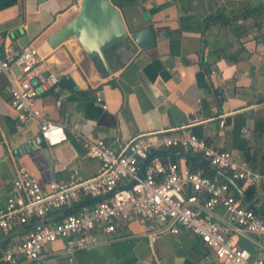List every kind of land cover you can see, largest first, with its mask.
<instances>
[{
  "label": "crops",
  "instance_id": "obj_1",
  "mask_svg": "<svg viewBox=\"0 0 264 264\" xmlns=\"http://www.w3.org/2000/svg\"><path fill=\"white\" fill-rule=\"evenodd\" d=\"M78 1L0 0V58L8 45H31L40 57L39 67L60 77L68 74L73 82H60L58 92L39 93L36 107L50 119L64 126L76 122L82 133L102 136L114 146L144 131L163 129L173 135L191 130L264 171V130L254 127L256 119L264 124V0H111L129 30L149 27L152 37L145 47L125 38L107 48L111 72L97 57H89L74 35L55 46L47 43L77 13ZM6 84L0 73V208L18 166L43 190L51 180H68L73 168L84 177L92 175L98 161L75 134L67 130V138L51 146L36 141L37 123L17 120ZM161 154L165 161L188 168L183 156ZM85 198L79 195L51 210L44 221H56L61 209ZM215 214L224 221L222 211ZM113 226V231H98V242L89 248L76 247L69 237L55 238L44 245L40 264H223L186 228L149 241L138 216L114 219ZM23 232V224H14L1 233L0 250L20 240ZM236 242L251 258L264 260V238L239 235Z\"/></svg>",
  "mask_w": 264,
  "mask_h": 264
},
{
  "label": "built area",
  "instance_id": "obj_2",
  "mask_svg": "<svg viewBox=\"0 0 264 264\" xmlns=\"http://www.w3.org/2000/svg\"><path fill=\"white\" fill-rule=\"evenodd\" d=\"M39 61L38 52L31 45L19 48L8 45L0 58V73L6 76L8 101L17 120L36 122L47 146L65 140L67 130L75 134L85 152L98 161V168L87 177L73 168L68 180H51L48 189L43 190L25 168L16 167L10 179L11 191L0 208V234L14 224L36 222L51 210L69 205L79 195L97 196L132 178L135 182L65 213L56 221L36 222L23 232L20 240L11 241L0 250V262L40 264L44 245L57 237H69L76 247L89 248L98 242V231L114 230V219L138 216L144 222L142 235L149 241L162 233L186 228L223 264H264L262 258H251L249 250L236 242L239 235L264 238V217L248 208L226 181L204 174L201 168L179 167L160 154L151 155L142 175H136L143 158L163 148L199 153L200 158L239 180L242 189L261 183L264 171L252 169L230 150L213 145L191 130L173 135L163 129L144 131L114 146L102 136L82 133L76 122L64 126L34 104L39 93L58 92L61 88L60 76L39 67ZM222 123L220 119L219 125ZM216 210L224 213L223 222L216 216Z\"/></svg>",
  "mask_w": 264,
  "mask_h": 264
},
{
  "label": "water",
  "instance_id": "obj_3",
  "mask_svg": "<svg viewBox=\"0 0 264 264\" xmlns=\"http://www.w3.org/2000/svg\"><path fill=\"white\" fill-rule=\"evenodd\" d=\"M70 35H74L76 37L83 50L89 57H97L101 61L107 72H111L107 58L104 55V51L107 48L113 46L116 43H119L125 38L131 40L138 47H145L152 42L150 28L141 27L136 30H129L122 18L120 9L116 5H114L111 0H79L77 13L66 23L60 26L56 31H54L50 36H48L47 43L50 46H55ZM60 82L66 86H71L73 83L68 74H64L63 76H61ZM36 141H43L39 133L36 137ZM160 153H173L183 156L185 159L200 164L201 166L211 170L220 178L234 184V180L222 170L214 167L195 154L187 153L177 148H163L150 152L141 161V164L136 173L137 177H140L142 175L143 168L148 158L153 154ZM133 182H135L134 178H132L124 185L115 187L113 190L123 187H129ZM237 190L243 203L248 208L252 209L256 214L264 217V212L253 206L244 197L241 189L238 188ZM112 191L79 200L76 204L61 209L58 214L62 216L63 214L70 212L73 208L96 201L104 195H109ZM44 220L45 218H42L41 220H38L36 222H45ZM36 222L23 224V231H25L28 227L34 225Z\"/></svg>",
  "mask_w": 264,
  "mask_h": 264
},
{
  "label": "trees",
  "instance_id": "obj_4",
  "mask_svg": "<svg viewBox=\"0 0 264 264\" xmlns=\"http://www.w3.org/2000/svg\"><path fill=\"white\" fill-rule=\"evenodd\" d=\"M98 62V65L102 68V64L100 63L99 60H97ZM255 129L258 130V131H263L264 130V124H263V119H256L255 120V125H254ZM240 147L242 148V154L244 155L245 158H247V150L245 148V146L241 145L240 144ZM187 153H192V154H195L197 156H199L196 152H192L190 150H186ZM160 156H163L161 153H160ZM175 156L174 155H171V158L173 160ZM163 158V157H162ZM164 159V158H163ZM187 163H188V169L190 170H193L194 168L196 167H199L202 169L203 173L208 175V176H212L213 175V172L205 167H202L200 166L199 164L197 163H194V162H190L189 160H187ZM227 174V172H226ZM220 180H223V181H226L228 183V185L230 186L231 189H233V193L236 195V196H239L238 194V188L240 187L241 185V182L239 180H234V184L228 182L227 180L225 179H222L220 178ZM257 185H259V192H258V189H257ZM242 192H243V195L244 197L255 207H257L260 211H263L264 212V180L259 183V184H254V185H248L246 187H244L243 189H241ZM259 195H258V193Z\"/></svg>",
  "mask_w": 264,
  "mask_h": 264
},
{
  "label": "rangeland",
  "instance_id": "obj_5",
  "mask_svg": "<svg viewBox=\"0 0 264 264\" xmlns=\"http://www.w3.org/2000/svg\"><path fill=\"white\" fill-rule=\"evenodd\" d=\"M179 149H181V148H179ZM197 154L199 155L198 157H201L199 153H197ZM162 155H164V154H162ZM161 157H163V158H164V156H161ZM211 177H213V178H214V177H215V174L213 173V175H212Z\"/></svg>",
  "mask_w": 264,
  "mask_h": 264
}]
</instances>
